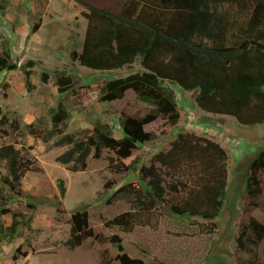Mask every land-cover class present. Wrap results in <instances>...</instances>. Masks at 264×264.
<instances>
[{
  "label": "trees",
  "instance_id": "16d2710c",
  "mask_svg": "<svg viewBox=\"0 0 264 264\" xmlns=\"http://www.w3.org/2000/svg\"><path fill=\"white\" fill-rule=\"evenodd\" d=\"M74 1L83 7L82 14L87 19L82 49L71 53L74 60L96 71L123 69L137 61L142 67L141 71L110 79L100 101L122 99L132 89L154 107L140 117L122 114V137L113 135L100 120L86 139L62 135L58 143L72 147L57 160L66 165L74 162L71 170L86 169L89 155L100 158L105 149L116 155L109 157L110 166L120 170L117 160L130 157L139 144L154 139L155 134L144 129L146 124L157 119L177 124L180 110L173 88L167 83L196 91L195 102L204 112L233 117L240 125L264 124V0ZM38 27L36 24L34 30ZM36 64L31 59L19 67L10 49L0 48V72L22 69L28 90L36 87L32 81ZM42 79L48 81L47 72ZM57 85L59 92L64 93L72 86V76L59 72ZM49 115L55 131L62 133L61 125L69 118L64 103L60 101L50 108ZM8 122V115L3 114L1 132L8 133ZM12 124L19 129L17 119ZM36 124H29L30 133L47 140L49 137ZM20 158L15 145L0 147V159L9 161V171L2 177L0 188V217L13 214L10 224L0 221V248L20 235L26 221L24 213L13 212L7 204L10 193L21 192V180L33 168ZM228 159L227 150L219 142L194 132L179 133L167 150L154 155L149 165L140 167L139 182L126 183L117 190L131 198L133 208L107 220L105 226H117L126 233L136 226L158 229L160 208L165 205L177 216L200 217L210 222V230H215L229 185ZM245 165L246 191L252 200L250 211L251 205L259 206L263 192L260 174L264 170V148L247 159ZM58 188L64 198V179L58 180ZM57 208L59 212L65 210L61 201ZM69 228L66 244L71 249L87 238L107 240L95 233L85 209L73 212ZM108 240L117 246L121 264H147L124 252L119 235ZM262 240L264 223L251 216L242 223L237 237L238 247L252 254L242 264H264L255 251Z\"/></svg>",
  "mask_w": 264,
  "mask_h": 264
},
{
  "label": "rangeland",
  "instance_id": "374dc122",
  "mask_svg": "<svg viewBox=\"0 0 264 264\" xmlns=\"http://www.w3.org/2000/svg\"><path fill=\"white\" fill-rule=\"evenodd\" d=\"M83 7L74 0H0V48H9L19 67L35 60L32 81L35 88L26 87L23 70L0 72V118L7 114L8 133L0 131V147L13 144L20 160L32 164L21 180V192L10 193L7 201L13 212H22L26 221L20 235L0 248V264H121L117 246L108 240L113 235L123 239L124 252L147 264H242L252 256L238 247L237 237L242 223L254 216L264 223V170L260 174L263 192L259 206L250 208L244 174L245 162L256 151L264 148V124L240 125L233 117L202 111L195 102L196 91L173 88L180 118L172 125L157 119L144 126L155 134L154 139L138 145L128 158L117 160L120 170L110 166L109 157L116 155L108 149L100 158L88 157L86 169L73 171L74 164H63L58 156L72 147L58 143L62 135L86 139L97 121L106 123L112 134L122 137V114L140 117L154 106L142 101L128 89L122 99L100 101L106 83L141 71L139 61L114 71H96L82 66L72 58V51L82 49L87 19ZM39 24L37 30H34ZM47 72L49 79L42 76ZM72 76V86L59 92L57 76ZM62 101L69 118L55 131L49 110ZM17 119L19 129L14 128ZM36 121L42 136L30 133L29 124ZM194 132L219 142L228 152L229 185L221 215L210 222L200 217L177 216L167 206H161L158 229L136 226L126 233L119 227L107 228L105 222L121 212L131 210V198L117 190L129 182L140 181V167L149 165L154 155L165 151L179 133ZM9 161L0 159V188L2 177L9 171ZM64 179L66 194L61 198L58 180ZM111 181L106 187L105 184ZM6 193H9L5 191ZM61 201L64 212L58 211ZM33 204V206H32ZM1 207V206H0ZM34 207V208H33ZM89 212V223L95 233L104 236L87 238L74 249L67 246L69 223L74 211ZM12 213L0 221L10 224ZM257 258L264 262V240L255 249Z\"/></svg>",
  "mask_w": 264,
  "mask_h": 264
}]
</instances>
